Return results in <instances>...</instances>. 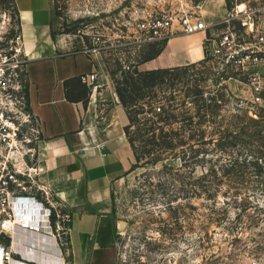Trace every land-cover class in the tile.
<instances>
[{"label":"rangeland","instance_id":"374dc122","mask_svg":"<svg viewBox=\"0 0 264 264\" xmlns=\"http://www.w3.org/2000/svg\"><path fill=\"white\" fill-rule=\"evenodd\" d=\"M205 1L161 0V12L176 10L181 2L203 9ZM241 1L251 6L264 4V0H226L228 9ZM54 4L55 35L75 48L90 46L100 33L105 39L130 42L135 36L133 8L157 6L150 0H54ZM19 31L15 0H0V54L10 51ZM149 47L128 43L102 52L104 65L96 85L101 98L107 103L121 102L117 81L138 69ZM124 64L131 68L125 69ZM218 70L211 59L177 68L162 82L159 78L143 89L137 105L131 107L125 131L135 139L139 156L127 181L113 192L110 211L121 224L117 264H264V187L261 176L251 175L256 170L253 163L264 159V104L254 103L248 86ZM201 88L216 110L203 125L198 113ZM158 106L179 115L178 120L161 121ZM137 110L144 111L138 114ZM182 116L194 119L192 129L186 130L223 132L224 137L219 132L207 144L210 151L199 156L202 161L195 173L198 177L216 170L213 198L196 197L191 191L186 198H176L182 160L172 156L161 160V139L158 145L151 140L152 133L145 134L150 129L181 130L185 128ZM168 201L172 212L166 209ZM0 264L19 263H7L0 256Z\"/></svg>","mask_w":264,"mask_h":264},{"label":"crops","instance_id":"0c3cea01","mask_svg":"<svg viewBox=\"0 0 264 264\" xmlns=\"http://www.w3.org/2000/svg\"><path fill=\"white\" fill-rule=\"evenodd\" d=\"M27 54L26 73L32 109L43 121L47 172L44 180L71 212V234L62 250L41 234L19 230L12 242L19 264H117L121 224L111 213L114 188L127 181L135 161L125 127L130 118L117 100L107 103L101 92L82 81L102 76L101 54L75 48L55 35L54 0H15ZM209 21L227 14L226 0H206ZM205 32L178 33L162 51L138 65L141 71L184 67L206 61ZM98 79V80H99ZM264 187V173H263ZM15 241L19 243L16 246ZM26 246V247H25ZM31 249L35 252H28ZM45 253L49 262L38 256ZM36 253V254H34ZM26 261V262H25Z\"/></svg>","mask_w":264,"mask_h":264},{"label":"built area","instance_id":"2783aa9c","mask_svg":"<svg viewBox=\"0 0 264 264\" xmlns=\"http://www.w3.org/2000/svg\"><path fill=\"white\" fill-rule=\"evenodd\" d=\"M150 1L157 6L132 10L135 36L130 42L100 33L85 49L102 54L128 43L161 45L175 34L203 31V44L218 72L248 86L252 101L264 104V4L241 1L223 18L209 21L200 5L195 9L181 2L176 10L161 12V0ZM23 41L19 31L10 51L0 54V256L7 263L14 257L12 242L19 230L52 238L62 253L71 234L72 214L44 180L47 138L30 102ZM81 79L96 87L99 75Z\"/></svg>","mask_w":264,"mask_h":264},{"label":"trees","instance_id":"16d2710c","mask_svg":"<svg viewBox=\"0 0 264 264\" xmlns=\"http://www.w3.org/2000/svg\"><path fill=\"white\" fill-rule=\"evenodd\" d=\"M161 46V47H160ZM162 44H150L149 52L146 55V59L152 58L155 55L159 54L162 51ZM208 56L206 61L209 60ZM205 62V61H204ZM195 65V64H194ZM190 66V65H189ZM181 68H161V69H152L141 71L139 69L134 70L133 72L128 71L125 75V79L123 81H117V93L120 97L122 104L125 106L129 117L131 113V107L137 105V97L143 92V89L155 85L159 78H161V82L165 79L166 75L172 72L173 70ZM192 91V90H191ZM186 94V96H190V92ZM206 91L203 88L199 89L198 94L201 95L202 103L200 105L199 116H200V125H203L207 119L208 115H214V105L213 101L209 102L207 100L208 97L205 96ZM211 100L214 97H209ZM172 99V98H171ZM217 98H214V100ZM144 110H137V113L140 114ZM157 115L161 119V121H177L179 115L174 113L173 111H166V109L161 106V112H158ZM181 120L185 128L179 130H145V134L152 133L151 140H153L156 144H158L157 140L161 139V160L169 158L170 156L180 158L182 160L181 165L178 167V176L180 182V191L179 194L175 196L176 198L181 196L183 198L188 197V192L191 191L194 196H202L207 195L210 198L216 195V186L217 181L214 179L216 177L215 171L213 169H209L207 172L203 173L201 176L196 177V169L197 166L202 161L199 156L203 154L205 156L209 153L210 148L207 146L208 143L212 142L216 138V136H223L222 130H186L192 129L193 127V117L192 116H182ZM210 138V139H209ZM129 139L133 145L135 156H139L138 149L135 146V139L132 136H129ZM160 145V144H158ZM264 159L262 163L256 160L254 164L256 170H252L251 175L257 174L258 177H262L263 182V173H264ZM231 169V168H230ZM254 172V173H253ZM249 174V173H248ZM251 175L249 176L251 179ZM248 177V180H250ZM251 181V180H250ZM190 186L187 189V186ZM167 210L172 212V204L168 201Z\"/></svg>","mask_w":264,"mask_h":264},{"label":"bare ground","instance_id":"6f19581e","mask_svg":"<svg viewBox=\"0 0 264 264\" xmlns=\"http://www.w3.org/2000/svg\"><path fill=\"white\" fill-rule=\"evenodd\" d=\"M15 244H16V246H19L20 244L19 243H17V241H15ZM26 247V246H25ZM28 252H35V251H33V250H31V249H29L28 250ZM34 254H36V253H34ZM38 254V256H40V257H36L35 255H32V254H30V253H27L26 254V256L27 257H30V258H38L39 260H41L42 262H49L50 260V257L48 256V254H45V253H37ZM26 262V261H25ZM10 263V262H9Z\"/></svg>","mask_w":264,"mask_h":264},{"label":"water","instance_id":"95a60500","mask_svg":"<svg viewBox=\"0 0 264 264\" xmlns=\"http://www.w3.org/2000/svg\"><path fill=\"white\" fill-rule=\"evenodd\" d=\"M207 53H208V55H210V51L209 50L207 51Z\"/></svg>","mask_w":264,"mask_h":264}]
</instances>
